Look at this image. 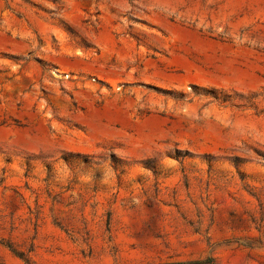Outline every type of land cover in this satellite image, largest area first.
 <instances>
[{
  "label": "rangeland",
  "instance_id": "1",
  "mask_svg": "<svg viewBox=\"0 0 264 264\" xmlns=\"http://www.w3.org/2000/svg\"><path fill=\"white\" fill-rule=\"evenodd\" d=\"M0 264H264V0H0Z\"/></svg>",
  "mask_w": 264,
  "mask_h": 264
}]
</instances>
